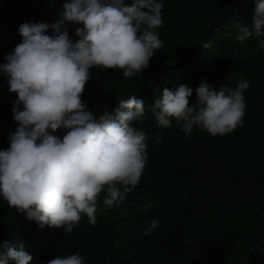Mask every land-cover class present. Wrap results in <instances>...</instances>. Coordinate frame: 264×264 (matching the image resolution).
I'll use <instances>...</instances> for the list:
<instances>
[{
  "label": "trees",
  "instance_id": "obj_1",
  "mask_svg": "<svg viewBox=\"0 0 264 264\" xmlns=\"http://www.w3.org/2000/svg\"><path fill=\"white\" fill-rule=\"evenodd\" d=\"M63 2L0 0V62L20 42V23L52 24ZM162 2L163 23L156 31L163 46L148 67L132 77L120 69L90 68L81 94L94 112L129 95L144 101V115L132 122L146 135L139 182L122 202L104 210L102 190L95 225L82 217L65 234L63 227L26 220L0 198V243H23L33 264L73 252L83 264H264V47L253 37L236 40L235 27L250 24L253 0ZM78 26L63 25L73 40ZM201 79L213 89L248 81L242 124L223 136L194 126L186 137L174 120L167 127L155 123L150 105L163 88L178 83L195 88ZM15 99L0 76V149L18 123L11 111ZM195 99L193 92L190 104ZM146 202L150 207L141 210ZM153 218L157 224L145 234Z\"/></svg>",
  "mask_w": 264,
  "mask_h": 264
},
{
  "label": "clouds",
  "instance_id": "obj_2",
  "mask_svg": "<svg viewBox=\"0 0 264 264\" xmlns=\"http://www.w3.org/2000/svg\"><path fill=\"white\" fill-rule=\"evenodd\" d=\"M253 5L250 24L235 26L236 40L253 37L264 47V0ZM163 6L162 0H64L56 22L19 24L21 40L0 62V76L16 94L11 111L18 122L8 146L0 149V198L26 220L71 233L82 217L95 225L102 190L104 210L122 202L138 184L147 161L146 135L132 122L144 115V101L129 95L94 112L81 94L90 68L120 69L132 77L148 67L163 46L156 31L163 23ZM65 21L79 25L75 40ZM248 87L245 79L219 89L204 79L195 88L178 83L163 88L150 111L156 124L167 127L174 120L186 137L194 126L223 136L243 123ZM193 92L196 99L190 104ZM147 207L146 202L141 210ZM156 224L153 218L145 234ZM0 249V264H33L23 243L4 241ZM46 264L83 260L73 252Z\"/></svg>",
  "mask_w": 264,
  "mask_h": 264
}]
</instances>
